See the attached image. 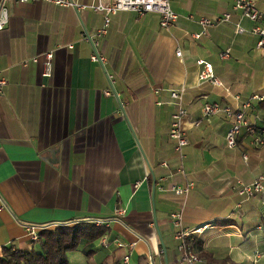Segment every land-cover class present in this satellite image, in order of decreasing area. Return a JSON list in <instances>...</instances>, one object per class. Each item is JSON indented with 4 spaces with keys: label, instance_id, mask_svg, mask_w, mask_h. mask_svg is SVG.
I'll return each mask as SVG.
<instances>
[{
    "label": "crops",
    "instance_id": "0c3cea01",
    "mask_svg": "<svg viewBox=\"0 0 264 264\" xmlns=\"http://www.w3.org/2000/svg\"><path fill=\"white\" fill-rule=\"evenodd\" d=\"M252 1L264 12V0ZM170 5L177 19L166 28L157 13L111 14L97 48L105 57L100 64L90 59L94 49L85 36L102 27V12L8 3L0 29L6 82L0 93V256L5 247H33L24 224L99 218L107 224L97 227L107 231L91 246L90 264H122L126 253L129 264H147L149 257L152 264H180L170 218L178 212L180 229L189 232L184 242L200 258L194 264H264V192L248 198L236 192L239 183L264 177V133L255 144L242 132L230 148L225 133L232 118L201 113L206 102L236 110L252 95H264V49L250 31L255 23L233 9V0ZM223 13L230 18L217 20ZM200 18L212 22L194 38ZM48 51L46 76L42 54ZM198 60L211 64L221 86L198 79ZM177 88L187 121L198 122L184 121L183 157L168 135L169 91ZM249 101L245 116H264L259 101ZM189 182L185 195L170 189Z\"/></svg>",
    "mask_w": 264,
    "mask_h": 264
},
{
    "label": "built area",
    "instance_id": "2783aa9c",
    "mask_svg": "<svg viewBox=\"0 0 264 264\" xmlns=\"http://www.w3.org/2000/svg\"><path fill=\"white\" fill-rule=\"evenodd\" d=\"M45 2L50 3L60 7H71L76 11L84 9V8H92L94 10H98L103 13V24L102 27L95 33V35L89 36L86 35L87 38L94 49L93 53L90 55V59L95 62H99L103 64L105 62V57L98 53L99 39L106 32V27L109 23V17L111 14H114L116 11L120 10H129L133 11L138 15H143L145 13H157L159 15V25L161 27H169L172 25L176 19L177 15L172 10L170 2L171 0H98V3L93 5H84L82 3L77 2L76 0H0V29H2L9 18V2ZM234 10H239L241 15L255 24L250 29L251 32L257 35L258 39L256 42V46L258 48L264 49V12L260 11L252 0H233L232 5ZM230 18L229 13H223V15L217 19L226 21ZM199 24L201 29L199 32L194 33L193 37L198 38L201 34H204L206 31V26L211 24L212 20L208 18H200ZM237 32H243L244 28L239 25H236ZM71 47V45H69ZM229 50L225 49L224 51L219 53L220 58L228 57ZM176 55L180 56V50H176ZM43 57V66L44 72L43 75H48L50 66H51V51L45 52L42 54ZM37 56L32 57V61H37ZM198 63L201 65L200 71L198 73V79L207 80L210 83L221 86V82L214 76L212 72L211 64L204 60H198ZM5 79L0 77V93L2 92V87L5 85ZM182 88L170 89L169 97L173 101L174 110L170 116V127L168 131V135L175 141L174 149L177 152L178 156L183 157L182 148L186 145L187 141L184 137V121L188 120V113L186 109L182 106ZM238 98V96H236ZM249 100H264V95H252ZM246 100L240 104V107L236 110H233L227 104H220L218 102L212 103H204L201 108L202 118L209 119L211 116H214L218 113L224 114L226 117L232 118L227 131L225 133V142L227 147H234L236 145V139L240 135V133L244 132L250 135H253V141L255 144L262 143L261 133H264V116L256 117L255 119L249 120L245 116V109L249 107L250 101ZM187 123L189 125H198L197 121H190ZM245 158V155H243ZM262 180L264 177L259 176L257 179L248 184L237 185V193L238 195L248 198L251 197L255 192H264V184H262ZM192 187V183H187L185 186L172 185L171 190L177 195H185L189 189ZM116 213H123V210H116ZM170 218L173 226L176 228L174 237L178 240V249L180 250L179 262L180 264H194L195 262L200 261V258L186 249L184 244V238L189 234V232L183 231L180 229V214L178 212L170 213ZM90 222L96 226H106V221L104 219L94 218L84 220ZM75 222L70 223H59V224H24V229L27 237L31 243H34L38 240L39 232L42 229L56 226V225H71ZM199 229H195L197 232ZM100 243L102 245L107 244V238L103 236L100 239ZM134 245V243H129V249ZM117 247H122V243L117 241ZM122 264H129V253H126L122 256ZM147 264H152V261L149 257Z\"/></svg>",
    "mask_w": 264,
    "mask_h": 264
},
{
    "label": "trees",
    "instance_id": "16d2710c",
    "mask_svg": "<svg viewBox=\"0 0 264 264\" xmlns=\"http://www.w3.org/2000/svg\"><path fill=\"white\" fill-rule=\"evenodd\" d=\"M264 108V100L259 101ZM107 229L97 227L87 221H78L71 225H56L42 229L30 250L2 248L0 264H69L67 253L83 244L86 255L91 254V246ZM186 249H191L187 240ZM117 264V263H115Z\"/></svg>",
    "mask_w": 264,
    "mask_h": 264
},
{
    "label": "rangeland",
    "instance_id": "374dc122",
    "mask_svg": "<svg viewBox=\"0 0 264 264\" xmlns=\"http://www.w3.org/2000/svg\"><path fill=\"white\" fill-rule=\"evenodd\" d=\"M69 264H90V257L86 255L82 249H76L67 253Z\"/></svg>",
    "mask_w": 264,
    "mask_h": 264
}]
</instances>
